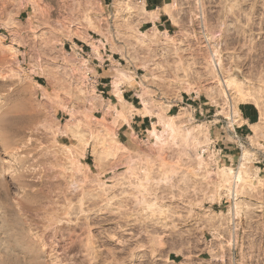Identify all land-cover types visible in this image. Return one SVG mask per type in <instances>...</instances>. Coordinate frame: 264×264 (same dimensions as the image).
I'll return each mask as SVG.
<instances>
[{
    "label": "rangeland",
    "instance_id": "374dc122",
    "mask_svg": "<svg viewBox=\"0 0 264 264\" xmlns=\"http://www.w3.org/2000/svg\"><path fill=\"white\" fill-rule=\"evenodd\" d=\"M140 3L0 0V264H165L173 249L166 235L150 251L130 247L136 241L124 237L139 231L150 238L158 227L153 219L174 212L168 196L184 187L191 199L208 201V230L192 236L197 241L202 234L216 247L204 258L240 264L242 248L245 258L250 250L258 257L254 264H264V133L252 141L229 118L234 103L244 101L243 87L253 93L245 101L264 117V0H179L176 37L142 24ZM140 30L155 41L139 42ZM90 36L108 41L107 53L122 52L118 65L138 70L145 110L159 116L161 124L152 128L160 139L151 131L153 138L145 132L135 144L118 136L119 111L97 98L88 62L75 46V37ZM215 48L225 75L237 82L227 87L229 98L218 95L220 80L211 70ZM117 70L119 85L133 79L131 71ZM179 101L173 115L183 106L194 108V124L205 122L206 131L187 139L182 120L166 130L160 118L169 116L167 104ZM209 101L216 111L209 105L197 110ZM199 140L208 141L201 165ZM244 149L254 153L245 161L236 200L223 169H238ZM230 153H239L240 161ZM147 180L152 191L144 188ZM169 186L178 187L168 193ZM217 192L221 197L213 199ZM146 194L162 210L138 203ZM235 243L241 245L237 252ZM187 254L193 259L199 250ZM176 258L181 264L183 256Z\"/></svg>",
    "mask_w": 264,
    "mask_h": 264
},
{
    "label": "crops",
    "instance_id": "0c3cea01",
    "mask_svg": "<svg viewBox=\"0 0 264 264\" xmlns=\"http://www.w3.org/2000/svg\"><path fill=\"white\" fill-rule=\"evenodd\" d=\"M140 1L143 2L146 10L145 13H143V17L146 18L142 24H149L151 28H156L161 34L167 33L170 36H174L172 33H176L178 31L177 28L179 27V23L175 21L176 18H178L179 0ZM176 36H178V34H176ZM105 41L103 39H95L93 36L85 38L75 37V46L77 47L78 54L84 57L86 62H88V75L92 82L91 85L94 87L98 95L97 98L100 99V97H102L107 105H116V110L119 111V114L116 112L118 120L121 121L118 128V136L123 135L126 137V143L135 144L141 134H144L145 132L150 134L154 122H156L157 125L161 124L159 123V116L156 115V109L154 110L152 108L151 113L145 110L144 102L140 95V93L143 92V85L141 83L143 80H138V70H135L134 72L130 65L125 67L122 62L118 65L116 54H121L122 52L119 50L112 52L111 49L112 53H107L106 50L108 49V45H110V47H112V45L108 41L105 43ZM85 49H87V51ZM118 68H121L126 72L131 71V77H133L130 82L126 79L123 81L121 79L120 81V87L122 88L121 95L124 102L121 101L119 98L120 96H118V93L116 92V81L119 79ZM106 97L108 100H106ZM181 102L183 101L173 103L170 108L167 109V115H173L172 110L175 109L176 106H179ZM206 105H209L210 108L215 111L217 110L216 103H213L212 101L203 102L202 106L200 104V106L197 107V110L202 108V110L208 111V109L203 108V106ZM237 110L239 118L237 126L240 128L242 135L247 134L250 136L254 133V126L261 119L260 109L254 102L240 101L237 104ZM154 118L157 120L154 121ZM150 136L153 138L151 134ZM127 149L130 150V148ZM134 149L137 151L139 150V148ZM226 156H229L233 161L235 158L240 161L239 153H230L226 154ZM175 187L178 186H169L168 190L170 191H168V193H171ZM185 189L186 187H184L177 195L168 196V198H171L169 200L170 202L172 201L171 205L174 208V212L170 214L163 213L165 214V217H155L156 219H153V223H156L158 227L157 230H155V227V229H152V236L150 238L146 237L143 239L144 233L139 234V231L135 230V234L126 235L124 239L128 240L131 238L130 236H133L136 242L129 245L130 247L135 246L137 249H140V251H150L159 249L157 246L161 241L159 237L166 235V241L173 249L170 251V256L167 258L165 264H179L176 256H183V260H180L182 261L181 264H223L216 260L214 261L213 259L207 260L202 256L203 254L213 255V252L216 249V247L214 248L213 246V242L211 243L207 241L202 234H200V238L197 241L192 238V236L196 235L199 231L205 233V231L208 230V214L203 209L204 207L205 209L207 208L206 203L208 201L204 199L203 204H201L202 201H200V199H191V190L186 191ZM199 193L201 194V191H199ZM160 226H162V229ZM179 236L184 237L185 243L183 246L179 245L175 239ZM129 246L127 244L123 245L126 249ZM144 246L147 248H144ZM240 246L239 243H235L236 252L238 250L237 248H240ZM182 249L184 251H181ZM193 249L195 251L198 249L199 255L192 259L190 258L192 256L187 253H192ZM241 249L239 251V255H241V260L239 258L240 264H251V262L254 264L258 261V257L256 254L254 255L253 251L247 250L248 256L245 258ZM245 254L247 255V253Z\"/></svg>",
    "mask_w": 264,
    "mask_h": 264
},
{
    "label": "bare ground",
    "instance_id": "6f19581e",
    "mask_svg": "<svg viewBox=\"0 0 264 264\" xmlns=\"http://www.w3.org/2000/svg\"><path fill=\"white\" fill-rule=\"evenodd\" d=\"M141 2V1H140ZM141 5L139 6V7H142L141 9H142V11H144L143 13H145V7H144V4H143V2H141L140 3ZM173 6V5H172ZM147 13V12H146ZM149 13V12H148ZM152 13H154V12H152ZM150 15H152V14H150ZM173 15V14H172ZM153 16H154V14H153ZM175 16V15H174ZM173 16V17H174ZM201 16H203V14H201ZM146 17H144V18H142V20L143 19H145ZM175 20V19H174ZM175 21H177V18H176V20ZM140 33H141V37L140 38H138V40H139V42H142V43H144V44H148L149 42H154L153 41V39L152 38H150V37H153V33H154V35H155V33H156V31L155 32H151L152 34H150V35H152V36H150L149 37V34H148V32H146V31H143V30H140ZM167 34V33H166ZM166 34H164V36H166ZM211 65H212V73L215 75V76H218L219 77V90H218V95L219 96H221V95H223V96H225L226 95V97H228L229 98V95H228V93H227V89L229 88L228 86H230V87H232L234 84H236L237 82H236V80H235V78H233V77H227L225 74L227 73V71H228V69H225L224 68V59H223V56L221 55V53H220V51H219V49L218 48H215L214 50H213V55H212V58H211ZM122 74L123 75H126V74H124L123 72H122ZM240 84H242V83H245L244 81H240L239 82ZM228 87V88H227ZM116 92L118 93V96H120L119 98L121 99V101L122 102H124V100H123V98H122V88L120 87V85H119V81H116ZM191 89V88H190ZM241 92V97H242V99L245 101V100H248V99H250V97L249 96H251L253 93H252V91H251V95H248V90L246 89V88H241V90H240ZM258 93H259V91H257ZM263 92V91H262ZM217 93V91H216V89H214V88H211V89H209V94H210V96L212 97V99L214 100V101H217L216 100V96H215V94ZM257 93V94H258ZM259 94H263V93H259ZM255 95V96H257L256 98H255V96H254V98L255 99H259L260 97H258V96H260V95ZM253 97V96H252ZM264 97V96H263ZM239 98V97H238ZM241 98H239V100H240ZM241 99V100H242ZM126 103V102H125ZM237 103V102H236ZM168 106H167V108H169L171 105H172V103H169V104H167ZM144 106H145V108H148V101L146 100V99H144ZM193 111H194V108H188V107H185V106H183L182 108H181V110L179 111V113L178 114H175V115H169V116H161V118H160V121L162 122V123H164V125L166 126V130L167 129H177V127L175 128V123H174V121H176V120H182L184 123V129H182V131H186L185 133H186V135L187 136H185V137H187V139L189 138V135L192 133V132H194L195 130L196 131H201V130H207V125H206V123L205 122H198V123H196V124H194V116H193ZM131 112V111H130ZM229 118H230V123L233 125V124H236V123H238L239 122V118H238V110H237V105L234 103V105H233V107H232V109H231V112H230V116H229ZM261 118H264V117H261ZM262 124H263V119L262 120H260V122H258L255 126H254V134H251L250 136H249V138L252 140V141H257V139L258 138H260L261 137V135L264 133L263 131H261V129H262ZM60 131H62L63 132V129H60L59 130V132ZM176 131V130H175ZM205 131H204V133H205ZM151 133L152 134H154L157 138H161L160 136L161 135H159V133H158V129L157 128H152L151 129ZM263 137V136H262ZM208 141L207 140H203V141H201V140H199V144H201V146H200V148H198L197 150H198V152H197V156H198V164L199 165H201L203 162H204V160H205V158H204V153H205V151H206V148H205V146L204 145H202V144H206ZM251 150L249 149H244V151H243V157H242V161H244V162H242L241 163V165L239 166V168L238 169H235V168H233V167H225L224 169H223V173H224V175L226 176V181H229L231 178V180H232V186L231 187H229V191H230V193L233 195V198L234 199H236V200H238V198H239V194H238V192H239V185L244 181V179H246L245 178V173H246V170H245V161L246 160H251V157H252V154L254 153L253 151H251ZM252 153V154H251ZM253 158V157H252ZM248 169V168H247ZM259 170V169H258ZM257 170V171H258ZM248 174H249V172H247ZM252 173H255V172H252ZM257 174V173H256ZM247 175V174H246ZM247 177V176H246ZM164 179V178H163ZM168 179V180H167ZM164 182V184L165 185H168L169 183H170V178H165L164 180H163ZM231 182V181H230ZM159 183L160 182H157V185H159ZM162 183V184H163ZM231 184V183H230ZM154 184H149V180H147L146 181V183L144 184V188L146 189V190H151L152 191V189L154 188V186H153ZM221 190V189H220ZM217 191V190H216ZM215 191V192H216ZM219 191V190H218ZM229 191H228V193H229ZM229 193V194H230ZM153 194V193H152ZM151 194V192H150V194L149 195H152ZM231 195V196H232ZM221 197V193H219V192H217V194L215 195H213V199H216V198H218V197ZM236 202V207L238 208L239 206H237L238 205V201H235ZM138 203H140V204H143L144 205V207L146 208V209H152V208H156L155 210H162V208H163V206L162 205H160V203L158 202V200H156V198H154V199H152V196H151V198L148 196V194H146V195H143L140 199H139V201H138ZM232 211V214L231 215H234V210H231ZM231 213V212H230ZM239 213V212H238Z\"/></svg>",
    "mask_w": 264,
    "mask_h": 264
},
{
    "label": "built area",
    "instance_id": "2783aa9c",
    "mask_svg": "<svg viewBox=\"0 0 264 264\" xmlns=\"http://www.w3.org/2000/svg\"><path fill=\"white\" fill-rule=\"evenodd\" d=\"M233 246H235V244ZM236 261H237V259H236ZM235 264H238V262H235Z\"/></svg>",
    "mask_w": 264,
    "mask_h": 264
}]
</instances>
